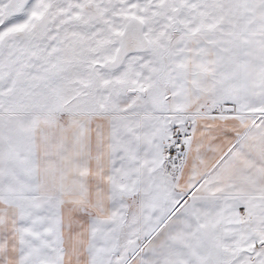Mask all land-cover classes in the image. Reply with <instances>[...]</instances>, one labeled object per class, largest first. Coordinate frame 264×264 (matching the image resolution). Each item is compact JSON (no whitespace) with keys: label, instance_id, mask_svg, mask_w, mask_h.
Instances as JSON below:
<instances>
[{"label":"snow or ice","instance_id":"obj_1","mask_svg":"<svg viewBox=\"0 0 264 264\" xmlns=\"http://www.w3.org/2000/svg\"><path fill=\"white\" fill-rule=\"evenodd\" d=\"M0 264H264V0H0Z\"/></svg>","mask_w":264,"mask_h":264}]
</instances>
